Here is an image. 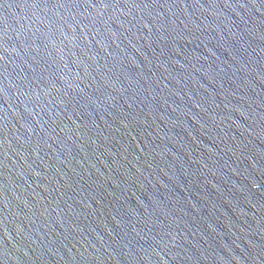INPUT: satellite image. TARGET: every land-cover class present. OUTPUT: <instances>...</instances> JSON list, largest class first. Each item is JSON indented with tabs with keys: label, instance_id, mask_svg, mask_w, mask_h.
I'll use <instances>...</instances> for the list:
<instances>
[{
	"label": "water",
	"instance_id": "water-1",
	"mask_svg": "<svg viewBox=\"0 0 264 264\" xmlns=\"http://www.w3.org/2000/svg\"><path fill=\"white\" fill-rule=\"evenodd\" d=\"M0 264H264V0H0Z\"/></svg>",
	"mask_w": 264,
	"mask_h": 264
}]
</instances>
